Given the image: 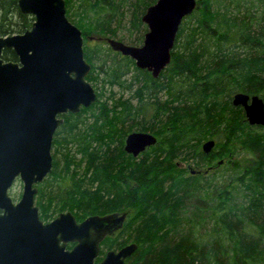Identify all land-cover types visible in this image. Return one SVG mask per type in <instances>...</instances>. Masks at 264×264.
<instances>
[{"label":"trees","instance_id":"16d2710c","mask_svg":"<svg viewBox=\"0 0 264 264\" xmlns=\"http://www.w3.org/2000/svg\"><path fill=\"white\" fill-rule=\"evenodd\" d=\"M64 1L83 36L86 79L93 82L103 72L107 83L131 86L115 57L133 60L97 38H115L111 23L120 24L125 0ZM154 2H131V27L142 26L141 16ZM8 10L18 21L5 26ZM33 19L20 13L16 0H0V34L22 32ZM101 43L107 56L113 53L110 66L98 63ZM2 57L16 60L9 49ZM134 69L137 105L119 97L108 106L97 93L89 107L62 115L52 141V171L35 197L40 217L50 218L53 209L70 210L77 219L130 211L120 235L138 244L140 264H264V127L250 125L231 103L237 91L264 100V0H196L180 22L169 64L156 78ZM160 90L167 93L164 100ZM139 115L137 129L157 142L134 157L123 143L133 129L126 121ZM207 139L215 145L204 153ZM235 150L249 158L233 160Z\"/></svg>","mask_w":264,"mask_h":264},{"label":"water","instance_id":"95a60500","mask_svg":"<svg viewBox=\"0 0 264 264\" xmlns=\"http://www.w3.org/2000/svg\"><path fill=\"white\" fill-rule=\"evenodd\" d=\"M195 5L196 0L148 5L141 16L147 30L139 46L97 38L156 78L170 62L181 20ZM17 7L34 20L23 33L0 35V264H93L99 241L121 228L126 214H92L78 222L65 211L43 222L34 203L36 183L51 170V142L63 122L60 115L77 113L96 98L86 79L90 64L84 58L81 30L66 16L64 0H17ZM4 48L12 49L17 59H3ZM231 103L242 107L250 125L264 127L261 96L237 91ZM156 142L148 131H131L123 149L135 157ZM214 145L207 139L201 150L209 153ZM16 178L22 190L14 202L8 190ZM75 238L78 243L64 249ZM135 249L136 243H130L116 253L108 251L99 264H121Z\"/></svg>","mask_w":264,"mask_h":264},{"label":"rangeland","instance_id":"374dc122","mask_svg":"<svg viewBox=\"0 0 264 264\" xmlns=\"http://www.w3.org/2000/svg\"><path fill=\"white\" fill-rule=\"evenodd\" d=\"M132 1L133 0H125L120 5L119 11L123 12V18H121L120 24H117V22L115 20L112 21L111 27L115 28V30H116L115 38L120 39L122 42H124L126 44L139 46V45L142 44L143 35L146 32L147 27H146V25L144 23L139 28L131 27L129 19L132 16V8H133V6L131 4ZM68 19L70 20L72 18L70 17ZM15 21H18L17 15L13 14L12 12H10L8 10V13L6 14V18H5V21H4V25L7 26L8 22H13L14 23ZM71 22L74 23L73 21H71ZM8 26H9L8 28L11 27V25H8ZM144 28H146V29H144ZM9 33L11 34L13 32H8V34ZM84 40L86 41V39H84ZM88 41H89L88 43L90 45H94L96 43V41H92V40H89V39H88ZM83 44H84V42H83ZM100 47L104 51H102L100 53L101 60L98 61V63H101L104 60L105 61V65H108V66L112 65V62H113L112 54L113 53L110 52V55L107 56V54H106L107 53L106 52V47L107 46L104 43H101ZM115 58H116V62L115 63L120 62L119 63L120 64V68L124 71L123 75H122V79H124L126 81V83H130L132 85L131 86L129 85V86H123L122 87V86H120L118 84H109V83H107L105 81L106 78H107V77H105L106 74L102 72V73H99L97 75L96 80H94L93 82L89 81L91 86L94 88V90L96 92V97H97V93H99L100 94L99 100L101 102H106L108 104V106H111L112 103H113V100H115V99H117L119 97H122V99L128 98V99H130V101L133 104L137 105L138 104V100H137L138 98L136 96H134V90L138 86L137 81H135V79H134V76L137 74L136 70L134 69L135 63H134V61H133V63H129V62L126 63L124 60H120L119 57H115ZM104 68H106V66ZM111 93H113V97H111V95H112ZM157 96H159V98L161 100H164L165 98H167V93L164 90H160L158 92ZM146 117L148 118V116H146ZM140 118L141 117L139 115L137 117H134L133 119H128L126 121V125H133V129L131 131H139L137 129L138 126L136 125V121L139 120ZM92 119H93L92 116L88 115V121H91ZM92 145L96 146L97 143L93 142ZM114 145H116V143H112V147ZM69 147L71 149V152L73 154H75L77 158L80 157V154L78 152H76V145L75 144L72 143V144L69 145ZM51 151H53V149ZM58 156H60V153H58ZM232 158H233V160L241 162L244 158H249V155H247V152L244 151V150H242V151L241 150H238V151L235 150L234 153H233ZM178 159L179 158H177V160ZM181 161H183V160H181ZM183 162L189 164L190 167H192V169L200 168L198 166V164H195V162L193 160H189V161L186 160V161H183ZM84 164L85 163H81L80 170H82V168H84ZM205 168L206 167H201L200 169L203 170ZM88 185L89 184L86 183V187ZM95 186L96 185L94 183V184H92L91 187H93V189H94ZM21 190H22V182L17 178V179H15L14 183L12 184V186L8 190V194H9V196L11 197V199L14 202H16L19 199ZM58 211H62V210L53 209L51 217L53 218L55 215H57ZM123 211H125L127 215L130 213V211L127 212V210H123ZM44 221H48V220H44ZM249 228H250L249 231H251V225H249ZM119 235L120 234H117L116 236H119ZM120 236H122V235H120ZM125 237H128V236H125Z\"/></svg>","mask_w":264,"mask_h":264},{"label":"flooded vegetation","instance_id":"af4514ba","mask_svg":"<svg viewBox=\"0 0 264 264\" xmlns=\"http://www.w3.org/2000/svg\"><path fill=\"white\" fill-rule=\"evenodd\" d=\"M16 4H17V0H16ZM18 8V7H17ZM19 10V9H18ZM21 13V12H20ZM29 15V14H28ZM30 28V27H29ZM28 28H26L25 30H27ZM24 30V31H25ZM24 31L22 32H13L11 34H17V33H23ZM10 34V33H9ZM8 33L6 34H0V35H9ZM6 49H9L12 51V49L10 48H4L2 50V54H3V51L6 50ZM13 52V51H12ZM4 59V58H3ZM17 59V58H16ZM6 60V59H5ZM14 61V60H12ZM64 121V119H63ZM59 128V127H58ZM57 128V129H58ZM57 129L55 130L54 134H53V138L55 137V134H56V131ZM53 138H52V141H53ZM51 150H52V142H51ZM51 155H52V151H51ZM52 164H53V158H52ZM52 171V166H51V170L50 172L47 173V175L38 183H36V188H37V191H38V185L40 183H42L44 181V179L51 173ZM37 191H36V194H37ZM36 194H35V197H36ZM35 197H34V203H35ZM36 204V203H35ZM37 205V204H36ZM38 207V205H37ZM65 211H70V210H62V211H58L57 212V215L60 213V212H65ZM71 212V211H70ZM111 212H117V213H121V212H124L126 214L125 211H111ZM111 212H106V213H102V214H98V215H103V214H107V213H111ZM72 213V212H71ZM38 214H39V207H38ZM73 214V213H72ZM57 215H55L53 218L50 217L48 219H42L40 217V214H39V217L40 219H42L43 222H48V221H51L52 219H54ZM74 215V214H73ZM92 215V214H91ZM89 216V215H88ZM75 217V215H74ZM87 217V216H86ZM84 217V218H86ZM83 218V219H84ZM76 221L80 222L81 220L83 219H77L75 217ZM44 220H48V221H44ZM125 222V221H124ZM123 222V224H124ZM123 227V225H122ZM122 227L121 228H118V229H114L110 234H107L105 237H103L99 243H98V250H97V254L95 255V257L93 258V264H99L103 259L104 257L106 256L107 252L108 251H113V252H118L123 246L125 245H128L130 243H136L135 241H133V239L129 238V237H125V236H116L117 234H121V231H122ZM61 243V241H60ZM78 243V239L75 238L73 240H68L66 243H65V247L64 249L66 250H71L76 244ZM121 264H140V251H139V248H138V244L136 243V249L135 251L125 257L122 261Z\"/></svg>","mask_w":264,"mask_h":264}]
</instances>
